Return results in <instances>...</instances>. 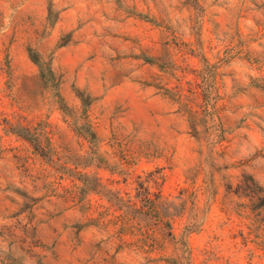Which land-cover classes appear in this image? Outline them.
I'll return each mask as SVG.
<instances>
[{"label":"rangeland","instance_id":"1","mask_svg":"<svg viewBox=\"0 0 264 264\" xmlns=\"http://www.w3.org/2000/svg\"><path fill=\"white\" fill-rule=\"evenodd\" d=\"M0 264H264V0H0Z\"/></svg>","mask_w":264,"mask_h":264}]
</instances>
